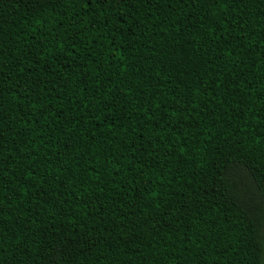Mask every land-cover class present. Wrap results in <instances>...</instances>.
I'll use <instances>...</instances> for the list:
<instances>
[{
	"label": "trees",
	"instance_id": "trees-1",
	"mask_svg": "<svg viewBox=\"0 0 264 264\" xmlns=\"http://www.w3.org/2000/svg\"><path fill=\"white\" fill-rule=\"evenodd\" d=\"M0 264H264V0H0Z\"/></svg>",
	"mask_w": 264,
	"mask_h": 264
}]
</instances>
